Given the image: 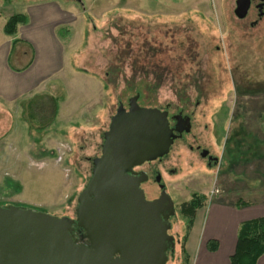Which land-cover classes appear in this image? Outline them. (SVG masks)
Here are the masks:
<instances>
[{
  "label": "rangeland",
  "instance_id": "374dc122",
  "mask_svg": "<svg viewBox=\"0 0 264 264\" xmlns=\"http://www.w3.org/2000/svg\"><path fill=\"white\" fill-rule=\"evenodd\" d=\"M31 1L48 0H0V13H17ZM116 1L58 0L80 17L65 38L74 37V47L65 44L61 69L22 98L9 117L11 128L6 120L0 124V206L72 216L118 101L126 106L136 93L126 84L145 86L136 88L140 105L199 99L196 128L217 163L207 166L174 147L162 161L173 173L161 171L175 204L169 230L175 245L166 264H191L183 239L188 218L180 206L193 193L205 196V209L211 203L239 209L240 202L264 209V17L257 19L252 3L238 19L235 0L108 4ZM113 68L117 73L107 75ZM84 73L96 80L81 82ZM51 100L56 114L48 122L43 116ZM89 114L91 123L83 120Z\"/></svg>",
  "mask_w": 264,
  "mask_h": 264
},
{
  "label": "water",
  "instance_id": "95a60500",
  "mask_svg": "<svg viewBox=\"0 0 264 264\" xmlns=\"http://www.w3.org/2000/svg\"><path fill=\"white\" fill-rule=\"evenodd\" d=\"M249 7L250 0H235L234 15L244 18ZM138 97L128 99L127 109L120 103L111 116L77 196L75 218L0 206V264H166V251L174 247L167 232L173 201L164 190L147 200L140 178L128 172L167 155L176 135L167 112L140 106ZM73 224L85 230L89 247L74 244Z\"/></svg>",
  "mask_w": 264,
  "mask_h": 264
},
{
  "label": "crops",
  "instance_id": "0c3cea01",
  "mask_svg": "<svg viewBox=\"0 0 264 264\" xmlns=\"http://www.w3.org/2000/svg\"><path fill=\"white\" fill-rule=\"evenodd\" d=\"M130 1L133 0H117L119 3L108 4L126 7ZM176 1L184 5L181 3L183 0ZM121 2L126 6L120 5ZM74 8H65L58 0L27 2L17 12L26 15L27 22L19 24L11 36L4 33L3 27L7 18L15 13H0V124L6 120L11 128L9 117L18 112L22 98H28L33 90L61 69L65 44L74 47V37L69 41L65 39L69 38L67 30L80 23ZM83 75L80 81L85 84L96 80L91 74ZM83 120L91 123L93 116L89 114ZM202 209L205 206L196 211L184 243L185 251L191 256V264H230L239 223L264 215L260 206L246 205L235 209L233 205L211 203L200 222L199 211ZM209 240H216L215 251L207 249ZM256 264H264V253Z\"/></svg>",
  "mask_w": 264,
  "mask_h": 264
},
{
  "label": "flooded vegetation",
  "instance_id": "af4514ba",
  "mask_svg": "<svg viewBox=\"0 0 264 264\" xmlns=\"http://www.w3.org/2000/svg\"><path fill=\"white\" fill-rule=\"evenodd\" d=\"M252 3H254V9L256 10L257 19L264 17V0H257L255 2L254 0H250V7ZM258 5H261V15H260V10H259ZM249 9L244 18L247 17ZM256 21L257 20L254 19L253 21L250 22V24L253 25L254 23H256ZM138 94L140 97V93ZM139 97H138V100H139ZM128 99H127L126 106H124L122 101H118V105L121 103L123 107L127 109ZM138 104H139V101H138ZM199 104H200L199 99H196L194 101V104L192 105L189 102V99H187L183 101L182 103L175 104V105L166 103L163 107H157V106H146V107H157L161 109L162 111L167 112V119H168L169 127L172 129L173 133L176 135V137L173 139V142L170 146L169 152L174 147L186 148L189 152H191L192 155L196 156L197 159L205 161L207 166H212L213 164L217 163L218 159L216 155L212 153V150L207 145V143L203 140L201 136L202 131H198V128H196L199 125L196 124V121H195L196 119L195 110ZM140 106H145V105H140ZM206 127L207 125L205 124L203 126V129H205ZM177 128L181 129L182 131L178 132L176 130ZM165 157H167V155L161 158H157L155 160L145 161L139 165H134L131 168V172H128L134 177L140 178L139 187L140 189H142L144 196L147 200H152L154 198H157L160 195L161 191L164 190L170 196L171 200L173 201L172 196L166 191V187H167L166 184L162 180V173H161L162 170L166 171L167 174L169 172L173 173L174 171V168L165 169V166L162 163ZM91 169H92V166H91ZM157 190H158V194H155L153 196L150 195L151 191L156 192ZM173 204H174V201H173ZM76 207H77V204L75 206V209ZM75 209H74L73 215L68 216V217L75 218ZM174 210H175V204H174ZM172 217L173 215L168 218L169 223L171 222ZM72 227H73V230L71 234H72V239L74 241V244L81 245L84 247H89L91 245V242L86 237L85 230L82 229L81 227H77L75 224H73ZM170 228H171V223H170ZM170 228L167 231L169 235H171L169 233ZM171 236L173 237V241L175 245V238L173 235ZM171 252L172 250L168 249L166 251L167 256H169ZM114 257H117V255H114Z\"/></svg>",
  "mask_w": 264,
  "mask_h": 264
},
{
  "label": "trees",
  "instance_id": "16d2710c",
  "mask_svg": "<svg viewBox=\"0 0 264 264\" xmlns=\"http://www.w3.org/2000/svg\"><path fill=\"white\" fill-rule=\"evenodd\" d=\"M27 22V17L21 13H15L9 16L4 24L3 31L6 35H14L19 24H24ZM118 54V53H117ZM137 71H133L135 74ZM109 73V74H108ZM107 75H113L112 73H117V69L114 68L109 71ZM133 74V75H134ZM137 87L145 89V86L140 83H128L126 84V88L129 91H135L136 93H140ZM54 101L51 100V105L48 107L41 106L43 108L41 111H45L47 108L50 110V114L45 117L44 121L50 122L55 115L56 108L53 105ZM50 120V121H49ZM47 122V124H48ZM205 204V196L193 193L191 199L183 202L180 206V213L188 218L187 220V231L184 234V242L188 233V230L193 222L194 215L198 209L204 207ZM238 207L246 206L245 203L240 202L236 204ZM39 210V209H35ZM207 249L209 251H215L217 249L216 240H209L207 242ZM264 253V215L248 220L241 221L237 228L236 233V244L233 254L230 256L229 261L230 264H256L257 260Z\"/></svg>",
  "mask_w": 264,
  "mask_h": 264
}]
</instances>
